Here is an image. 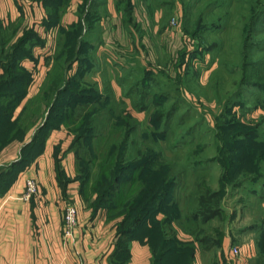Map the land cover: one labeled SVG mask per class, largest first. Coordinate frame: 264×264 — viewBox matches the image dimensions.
Listing matches in <instances>:
<instances>
[{
	"label": "rangeland",
	"instance_id": "1",
	"mask_svg": "<svg viewBox=\"0 0 264 264\" xmlns=\"http://www.w3.org/2000/svg\"><path fill=\"white\" fill-rule=\"evenodd\" d=\"M106 1L100 8L99 27L90 23L86 10L81 14L86 27L82 38L101 48L102 54L106 53L102 57L104 62L122 64L123 82L117 95L111 80L112 71H119L120 67L111 64L107 79H102L100 85L101 90L106 84L113 87L114 100L110 107L115 117L104 113L97 121L99 130L95 138H85L76 146L78 176L84 177L91 159V163L96 162L94 175L102 159L115 145L122 144L123 131L115 128L118 117L127 109L140 120L141 127L130 137L126 159L135 158L134 167L142 164L138 150H154L158 155L156 168L166 166L177 177L176 191L169 198L171 206L161 214L176 217L174 227L179 240L194 244L202 264H234L223 252L224 238L227 235L232 238L233 251L253 242V239L246 242L242 239L253 234L256 256L250 264H264V236L258 228L264 223V20L259 21L255 31L252 28V23L257 21L252 17L259 15L264 0H135L134 15L142 28L125 24L128 31L121 26L115 10L116 0ZM79 3L80 0L72 1L62 25L49 37L48 70L42 78L36 75V94L29 99L37 97L23 121L5 136L9 144L2 151L14 154V145L21 147L30 142L37 127L51 114L48 104L52 100L42 103V91L48 86L57 91L66 84L60 81L65 62L56 56L66 39L64 27L68 31L74 29L67 25L66 16L76 14ZM125 4L126 1L122 9ZM108 45L122 53V59L104 51ZM114 49L111 51L115 52ZM185 49L188 54L182 63ZM197 49L205 52L204 56L193 57ZM93 51L94 61L99 64L102 59L97 54L95 57ZM97 74L98 70L94 69L77 84L93 87ZM65 97L69 98L70 94ZM39 100L43 104L41 113L36 112L40 108ZM82 107L72 104L67 114L73 110L77 117ZM142 108L145 110L140 111ZM37 119V127L22 141V131H28ZM77 126L79 123L71 126L72 141L79 136L80 132L76 134L78 131L74 130ZM240 130L255 131L257 135L237 136ZM130 171L127 178L133 177L123 191L131 184V194H134L140 186L133 178L138 179L143 170ZM82 183V200L95 216L99 210L92 208L96 203L94 180L84 178ZM207 189L221 192L223 215L203 223L198 216H193L197 214L198 197ZM100 210L106 212L108 220L116 214L110 209ZM125 240L122 239L123 244ZM124 257L119 252L118 260Z\"/></svg>",
	"mask_w": 264,
	"mask_h": 264
},
{
	"label": "trees",
	"instance_id": "2",
	"mask_svg": "<svg viewBox=\"0 0 264 264\" xmlns=\"http://www.w3.org/2000/svg\"><path fill=\"white\" fill-rule=\"evenodd\" d=\"M39 1L43 2L46 10L47 18L43 22L44 27L46 29H56L57 26L62 25L63 17L73 0ZM80 1L81 3H79L76 11L77 21L70 25V27L75 30L71 29L68 31L65 27L64 30L62 29L66 33V39L63 42L59 55H57L58 57L56 56L58 59L62 57L63 62H65V69L61 73L60 81H66V84L57 91H52V86H48L42 91L43 99L42 96H39V99H42V103H45V100H52L50 105L48 104L51 114H49V117L38 127L36 126L38 123L37 119L28 131H22L20 139L23 141L25 135H27L31 129L37 127L31 141L23 146L20 160L11 164L7 169L2 168L0 170V179L2 180L5 179L3 176L5 174V172H3L4 170L12 171L17 167L23 168L30 163L31 159L40 154L44 150L45 141L52 130L65 128L72 134L70 131L72 130L71 126L79 123V126L74 129L78 131L76 134L80 132L79 136L72 141L70 147L77 160L75 151L76 146L85 138H95L99 130L97 121L100 117L104 113H110V116L115 117L110 107L114 100L113 87L111 88L106 84V88L101 90V85L98 81L94 82L93 87L90 88L82 87L77 84L81 79L83 80L85 75L93 70L96 65L91 50L95 52L97 46L95 47L90 41L82 38L85 35L84 31L86 29L82 15L86 10V17H88L90 23L99 27V22L102 19L100 8L102 5H106L107 2L106 0H89L84 6L86 0ZM125 1L126 4L122 9ZM125 1L123 0L122 5H119L118 9L125 12V20L128 24V21L131 19L133 4L131 3L132 0ZM259 12V15L252 17L253 20H257L252 23L254 31L259 21L261 19L264 20V6ZM43 44L44 42L34 29H21V21L13 23L8 27H3L0 19V67L2 69V74L0 76V152L3 150L4 146L9 144L5 136L9 134V131H11L14 126H18V123L23 121L22 118L28 113L33 99L37 97L35 96L33 99L26 100L33 79L31 72L22 65V61L33 57L32 48L34 46ZM258 48H261V44L258 45ZM204 54L205 52L202 53L197 49L193 57H201L202 55L204 56ZM185 56L186 52L182 53V63L185 61ZM77 86L79 87L77 88ZM263 88L261 87V89ZM66 94H70V97H65ZM25 100L26 103L23 105L20 113L16 115V111L22 106ZM40 100L38 105L40 108L36 111L37 113L42 112L41 109L43 104L41 103L40 105ZM123 101L124 100H122V102ZM72 104H75V106L83 105L82 112L77 117L73 110L67 114V109ZM144 110L145 109L142 108L140 111ZM33 113H35V111H33ZM160 119L161 117L157 119V122H159ZM140 127V120L134 118L133 114L127 109L123 110L118 117L115 128L116 131H123V135H121L123 138L122 144L115 145L111 153L105 159H102L99 169L95 171L94 175L92 170L96 162L91 163L93 162V159H91L86 167V171H84V177L81 178L78 174L76 176L77 181L81 182V193L83 188L82 179L94 180L96 203L94 207L92 206L93 209L100 210L106 208L116 213L115 216L110 219L119 220L116 224L117 239L119 242H117V251L114 255V264H127L128 245L134 229L140 224L156 218L164 211V208L170 207L171 203L169 198L173 196L176 191L177 177L171 175V169L166 166H162L160 170L156 168V162H158L156 159L158 155L154 150H138L137 154L142 158V164L134 167L132 166V162L135 158L131 160L126 159V153L129 151L130 137L135 134ZM17 134L11 138L10 141L14 140ZM236 134L237 136L257 135L255 131L246 133L241 130ZM241 161L243 162V159ZM153 163L155 164L153 165ZM129 170H131L130 172L143 170L142 175H140L138 179L133 178V181L139 182L140 186V189L134 194H131V184L123 191L126 184L129 183V179L133 177L127 178L129 174L127 172ZM11 181L12 179L10 177L8 184H10ZM221 202L222 197L220 191L207 189L198 197V210L197 214L193 217L195 218L198 216L203 223L214 218L222 217L223 210ZM194 218H190V220H194ZM175 220L176 217H164L162 223L163 230L155 240V247L153 246V260L151 264L195 263L198 250L195 248L194 244H185L179 240L176 228L174 227ZM258 228H260L263 237L264 223L258 226ZM124 238H126V240L123 244L122 239ZM209 248L210 247H207V249ZM119 252L125 255L124 259L121 261L118 260Z\"/></svg>",
	"mask_w": 264,
	"mask_h": 264
},
{
	"label": "crops",
	"instance_id": "3",
	"mask_svg": "<svg viewBox=\"0 0 264 264\" xmlns=\"http://www.w3.org/2000/svg\"><path fill=\"white\" fill-rule=\"evenodd\" d=\"M134 1L132 0L131 3L133 4ZM122 3L123 0H116L115 10L119 15L123 30L128 31L125 26L127 25L125 12L118 9ZM134 12L133 5L128 24L142 28ZM66 17L68 18L67 25L77 21L75 13ZM46 18V10L42 1L0 0V19L3 27L21 21V29H34L44 42L43 45H36L32 48V58L22 61V65L31 72L33 79L26 100L36 94V84H34L36 75L42 78L48 70L51 56L49 37L56 29L44 27L43 22ZM164 30L165 27L162 31ZM129 32L132 33L131 30ZM184 48L185 46L180 51ZM113 49V46L108 45L104 51L113 53L114 58L122 59L124 55L115 49V52H112ZM102 52L101 48H96L95 57L97 54L102 59L103 54L106 55ZM184 52L187 54L186 49ZM104 61L102 59L93 68V70H98L97 81L100 83L102 79H107L106 75L110 73L107 70L112 65L120 67L119 71H112L114 75L111 80L115 93L118 95L120 83L123 82L122 64ZM1 74L0 67V76ZM26 100L16 111V115L20 113ZM71 143L72 137L65 128L52 130L45 141L44 150L31 159L27 166L17 167L12 171H3L5 179H0V264H114L118 241L116 222L108 220L104 210H99L94 216L93 211L82 200L80 183L76 179V157L70 149ZM14 147H16L14 154L8 150L0 154V170L6 168L8 163L13 164L20 160L23 145L21 147L14 145ZM10 177L12 181L8 184ZM29 178L37 181L38 194L31 201H25L23 194ZM68 203L77 206L78 226L72 237L65 238L64 214ZM163 219L164 216L159 214L156 218L134 229L128 245L127 264L152 263L153 246L163 230ZM254 238L253 234L242 238L244 242L251 239L253 242L239 246L242 255L237 257L232 251V238L227 235L222 244L225 256L234 264H250L256 256ZM194 264H202L199 257Z\"/></svg>",
	"mask_w": 264,
	"mask_h": 264
},
{
	"label": "built area",
	"instance_id": "4",
	"mask_svg": "<svg viewBox=\"0 0 264 264\" xmlns=\"http://www.w3.org/2000/svg\"><path fill=\"white\" fill-rule=\"evenodd\" d=\"M38 194V184L34 178H29L26 181V189L23 194V199L25 201H30ZM64 236L65 238H70L74 234L75 228L78 226V209L75 205L69 204L66 207L64 214ZM233 254L240 256L241 249L236 247L233 249Z\"/></svg>",
	"mask_w": 264,
	"mask_h": 264
}]
</instances>
